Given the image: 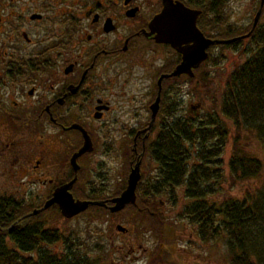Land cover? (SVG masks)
Here are the masks:
<instances>
[{
  "label": "flooded vegetation",
  "instance_id": "af4514ba",
  "mask_svg": "<svg viewBox=\"0 0 264 264\" xmlns=\"http://www.w3.org/2000/svg\"><path fill=\"white\" fill-rule=\"evenodd\" d=\"M161 9L162 0H0V193L23 194L22 207L29 210L24 217L35 221L51 208L59 213L53 204L28 216L74 178L69 192L75 200L111 206L135 166L140 174L136 207L129 204L120 212L152 208L137 204L138 189L152 187L146 160L152 164L161 100L153 123L152 103L168 81L189 79L186 74L164 77L181 55L154 40L151 22ZM164 56L167 61L159 68L153 64L152 74V58ZM86 137L92 150L75 159V170L71 160ZM101 148L117 171L118 194L76 198L79 178H90L104 164L93 167L92 157ZM96 174L100 182L90 186L92 192L116 185L109 170ZM37 223L50 229L45 221Z\"/></svg>",
  "mask_w": 264,
  "mask_h": 264
},
{
  "label": "trees",
  "instance_id": "16d2710c",
  "mask_svg": "<svg viewBox=\"0 0 264 264\" xmlns=\"http://www.w3.org/2000/svg\"><path fill=\"white\" fill-rule=\"evenodd\" d=\"M185 2L201 10L196 24L208 38L232 39L251 29L252 24L237 27L229 21L228 0ZM243 42L247 56L226 75L217 99L212 98L210 114L206 109L199 118L170 120L167 127H159L152 144L157 171L152 174V187L142 193L152 208L133 210L137 225L155 237L144 264H189L179 262L169 250L180 239L172 235L180 232L182 237L188 227L197 242L223 245L221 264H264V163L248 149L253 142L264 149V7L247 38L210 49H235ZM215 60L209 54L203 65H214ZM196 78L197 73L190 82ZM204 86L208 94L207 81ZM227 146L229 186L249 182L250 187L241 188L240 197L228 193L218 199L215 194L220 193L225 175L216 166ZM13 199H0V264H101L89 254L102 250L103 237H62L55 228L45 230L24 217L21 200ZM178 203L177 217L190 226L177 227L164 215L165 205L171 208ZM137 204L144 208L139 196ZM87 211L98 217L109 215L97 206Z\"/></svg>",
  "mask_w": 264,
  "mask_h": 264
},
{
  "label": "rangeland",
  "instance_id": "374dc122",
  "mask_svg": "<svg viewBox=\"0 0 264 264\" xmlns=\"http://www.w3.org/2000/svg\"><path fill=\"white\" fill-rule=\"evenodd\" d=\"M259 2L260 0H228L227 13L229 21L236 24L237 27L251 25L253 17L259 7ZM246 45L247 43L243 42L235 49L224 50L219 47L210 49L209 54L216 57L214 65L211 62L203 65L197 72V78L192 82H190V79L183 81H168V84L163 87L162 96L160 95V90L158 91L159 98L161 100V109L156 118L157 123L155 124H157V128L153 140L156 138L159 125L161 123L162 125H165L167 124L166 122H170V120L176 121L178 119L187 118L193 120L196 117L199 118L204 115V111L206 109V114H210V109L213 108L212 98L215 97L217 99L219 90L221 89L226 75L235 66L243 62L247 56L246 51H242V48ZM163 54L164 52H158L159 57L163 56ZM166 57L167 56H164L163 60H156L152 58V74L154 70L153 64L154 66H157V68L161 67L165 59L167 61ZM205 81L208 82V94H206L204 90ZM179 91L183 92L182 96H180ZM196 105H198V108H195L196 110L190 109V106ZM102 148L98 150L97 155L95 154L92 157L94 160L93 167L97 165L98 162H103L104 164H101L100 167H96V170L91 173L90 178H79V184L74 191V196L76 198L104 199L105 197L109 198L118 194L120 181L116 176L117 171L115 166L109 162V159L101 153ZM248 149L254 152L255 155L264 163V149L259 144L253 142L250 144ZM229 151L230 147L227 146L225 148V152L219 158L221 161L220 166L218 164L216 166L220 167L225 175V181L221 183V191L219 190L220 193L215 194L218 199H220L222 195H227L228 193L233 196L240 197L243 194L241 188L246 186L250 187L249 182L244 185H235L232 188L229 186V182L227 180V162L230 155ZM146 163L148 165L146 167V176L150 175L151 170L152 174L157 171L158 166L155 162L152 161L151 164L149 160H146ZM107 170H109V174L112 175V179L110 180H112V182H116V185L109 186L104 192H92L89 190L91 185H96L100 182L98 177L99 174L97 175L96 172H105ZM88 181L90 185L87 184ZM107 183L108 181L104 182V186H106ZM144 185L138 189V196L143 205H152V202L142 198L144 197L142 195L143 190H146ZM178 195L181 196V193L179 192ZM8 197L21 200L24 195L0 193V199ZM180 205L181 204L178 203L173 207L171 206V208L170 206L165 205L164 215L167 218L174 220L177 227L179 225H186L185 227L190 226L187 224L188 222L186 223L183 220H179L177 217ZM22 210L26 213L29 212V210L24 207ZM100 215L101 216L98 217L96 216V213L87 211L70 220H67L63 219L56 209L51 208L44 212L41 216H38L34 222L37 223V221H45V224L48 225L47 228H55V230L61 232L62 237H81V239L82 237H93L92 240H95V237H103V245L101 246L102 250H96V252H91L89 254V256L97 258L98 263L144 264L147 259V252L150 248L154 247L155 237H152L153 235L148 234L147 231L144 232L143 229L137 225L139 223L137 220V213H135L133 209H126L125 211L117 214H109L107 215L108 217H104L103 214ZM116 225H121L125 229L127 228V234L120 235L119 231L115 229ZM189 230L190 229L188 227L186 233H184L182 237L180 232H177V235L176 233L172 235L180 237V239L175 240L176 244L170 246L169 248L172 255H174L179 262H188L189 264H221V257L224 251L223 245L217 242L199 243L197 242L198 239H196L195 236H191L189 234ZM90 245L92 247L95 246V244L92 243ZM131 248L133 252H129Z\"/></svg>",
  "mask_w": 264,
  "mask_h": 264
},
{
  "label": "water",
  "instance_id": "95a60500",
  "mask_svg": "<svg viewBox=\"0 0 264 264\" xmlns=\"http://www.w3.org/2000/svg\"><path fill=\"white\" fill-rule=\"evenodd\" d=\"M263 7L264 0H260L259 7L253 17L251 29L247 34L232 39L219 40L206 37L197 27L196 21L201 14V10L189 8L179 0H162L161 11L152 18L151 22L152 32L155 34L154 40L156 43L170 45L173 50L181 55V62L174 67L171 73L164 75V77L175 78L182 74H186L189 78L194 77L193 70L207 60L210 46L230 44L237 39H245L250 35L257 25ZM159 83L160 79L158 80ZM159 101L158 94L152 103V123L158 112ZM91 150V143L86 137L83 146L71 160L75 170L78 168L75 159ZM139 179V168L135 166L128 175L126 188L117 197L112 198L110 200L112 205L107 207L103 201L75 200L69 192L76 181L74 178L68 184L56 189L42 208L34 210L28 216L35 215L53 204L57 206L60 215L65 219H71L82 214L90 206L106 207L111 214L118 213L126 205L131 204L136 207L135 190ZM116 229L124 231V228L120 225Z\"/></svg>",
  "mask_w": 264,
  "mask_h": 264
}]
</instances>
